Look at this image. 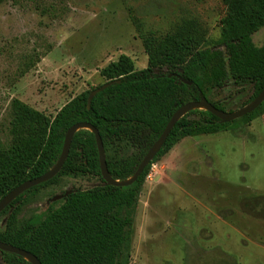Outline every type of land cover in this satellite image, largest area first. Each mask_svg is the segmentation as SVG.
<instances>
[{
  "label": "rangeland",
  "instance_id": "rangeland-1",
  "mask_svg": "<svg viewBox=\"0 0 264 264\" xmlns=\"http://www.w3.org/2000/svg\"><path fill=\"white\" fill-rule=\"evenodd\" d=\"M226 12L225 0H0V142L11 140L15 100L53 118L82 91L106 83L101 70L121 54L137 70L146 68L133 17L157 36L196 19L208 31L206 46L223 49ZM252 36L264 45V27ZM252 94L251 82L229 79L211 99L230 112ZM246 127L183 138L152 164L134 218L130 264H264V129ZM136 152L124 143L105 150L106 159ZM101 185L98 176L60 174L26 198L17 218L43 213L65 191ZM12 211L0 214V231ZM0 264H7L1 253Z\"/></svg>",
  "mask_w": 264,
  "mask_h": 264
},
{
  "label": "trees",
  "instance_id": "trees-1",
  "mask_svg": "<svg viewBox=\"0 0 264 264\" xmlns=\"http://www.w3.org/2000/svg\"><path fill=\"white\" fill-rule=\"evenodd\" d=\"M225 1L223 49L206 46L208 31L196 19L184 18L171 32L157 36L144 32L133 17L148 56L146 68L137 70L135 61L121 54L101 70L106 82H115L99 92L90 107L89 93L98 86L73 97L53 118L15 100L11 140L0 142V200L21 183L51 170L63 152L68 129L77 123L97 128L107 152L118 143L136 148L131 156L107 157L111 177L125 181L135 174L173 114L186 103L200 101L203 94L224 110L212 101L211 94L233 79L237 84H253V94L244 106L250 104L264 89V45L257 46L252 36L264 27V0ZM262 114L264 101L252 113L227 123L205 109L188 111L139 178L128 186L106 183L95 134L80 129L58 175L26 190L2 211L13 210L0 231V240L34 254L42 264H130L134 218L152 164L183 138L237 128ZM70 173L98 176L103 185L72 190L51 201L43 213L20 223L17 213L26 198L55 182L60 174ZM0 253L7 264H33L18 254Z\"/></svg>",
  "mask_w": 264,
  "mask_h": 264
},
{
  "label": "water",
  "instance_id": "water-1",
  "mask_svg": "<svg viewBox=\"0 0 264 264\" xmlns=\"http://www.w3.org/2000/svg\"><path fill=\"white\" fill-rule=\"evenodd\" d=\"M171 76V75H169ZM118 81V80H117ZM183 82L187 84H191L190 81L186 79H182ZM115 81H109L106 82L95 89L91 90L88 96V107H90L91 102L93 98L101 91L106 89L108 86H110ZM264 101V89L261 91V93L248 105L242 107L241 109H238L236 111H225L217 108L214 106L211 102L208 101V99L201 94V100L200 101H193L190 103H186L182 107H180L172 116L169 123L167 124L165 130L163 131L162 135L160 136L159 140L155 143V145L148 151V153L145 155L143 160L141 161L138 169L136 170L135 174L130 177L129 179L125 181L115 180L111 177L108 166H107V159H106V153H105V147L103 143V139L101 137L100 132L97 128H95L93 125L88 123H77L73 126H71L65 137V144L63 148V152L60 156L59 161L57 164L48 172L44 173L43 175L36 177L34 179H29L20 185L16 186L13 190H11L4 198L0 200V214L2 211L10 205V203L16 199L19 195H21L26 190L37 186L41 183L47 182L51 179H53L63 168L70 152L72 140L74 138L75 133L80 129H89L95 134L98 151H99V158H100V165L102 170V176L107 184L113 185V186H128L133 184L139 176L142 174L144 169L149 165V163L153 160L157 152L160 150L164 142L167 140L169 134L171 133L172 129L176 125V123L181 119V117L186 114L188 111L193 109H205L210 112H212L214 115H216L218 118L221 119V122L227 123L232 122L236 119H239L247 114L252 113L255 111ZM71 191H67L64 195H58L52 198V201H55L57 199H61L62 197L68 195ZM0 250L10 253H15L20 256H23L28 261L32 262L33 264H42L41 261L36 257L34 254L20 248L14 245H10L8 243H5L0 240Z\"/></svg>",
  "mask_w": 264,
  "mask_h": 264
},
{
  "label": "crops",
  "instance_id": "crops-1",
  "mask_svg": "<svg viewBox=\"0 0 264 264\" xmlns=\"http://www.w3.org/2000/svg\"><path fill=\"white\" fill-rule=\"evenodd\" d=\"M256 125H258L264 129V114L257 117L256 119H254L251 123L247 124L246 129L253 128Z\"/></svg>",
  "mask_w": 264,
  "mask_h": 264
}]
</instances>
